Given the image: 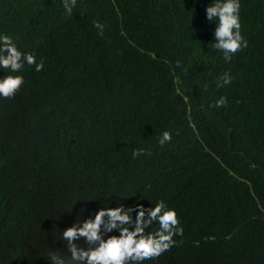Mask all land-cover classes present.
I'll list each match as a JSON object with an SVG mask.
<instances>
[{"label":"trees","instance_id":"16d2710c","mask_svg":"<svg viewBox=\"0 0 264 264\" xmlns=\"http://www.w3.org/2000/svg\"><path fill=\"white\" fill-rule=\"evenodd\" d=\"M210 2L77 0L69 16L64 0H0V33L45 62L0 97V264L67 253L57 239L95 198L176 209L183 236L144 264H264V0H241L248 47L231 62Z\"/></svg>","mask_w":264,"mask_h":264},{"label":"clouds","instance_id":"9594fccd","mask_svg":"<svg viewBox=\"0 0 264 264\" xmlns=\"http://www.w3.org/2000/svg\"><path fill=\"white\" fill-rule=\"evenodd\" d=\"M76 5L77 0H64L66 14L72 15ZM205 11L207 21L215 23L213 48L223 54L226 62H231L234 55L248 47V40L242 34L241 0H211ZM93 24L103 36L106 25L99 20ZM44 64L43 59L38 61L33 53L21 50L11 35L0 33V70L10 73L0 76V97H15L25 84L21 73L26 65L40 72ZM232 80L231 73L224 72L216 80L217 87L230 85ZM226 105L227 97L221 96L209 107ZM172 138V132L165 130L157 137V143L164 148ZM150 155L151 150L144 147L132 152L134 159ZM97 199L104 206L86 219L81 218L86 208H81L76 220L57 239L66 242L67 253L49 247L50 264H144L170 251L177 244L175 237L183 236L184 228L176 209L164 199L147 207L143 203L133 206L120 203L111 207L102 198L82 200ZM72 208L66 210L71 212ZM80 240L87 246H80L77 243Z\"/></svg>","mask_w":264,"mask_h":264}]
</instances>
